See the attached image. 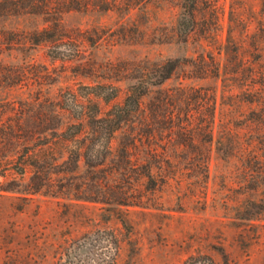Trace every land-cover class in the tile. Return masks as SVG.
Returning a JSON list of instances; mask_svg holds the SVG:
<instances>
[{
	"label": "rangeland",
	"instance_id": "rangeland-1",
	"mask_svg": "<svg viewBox=\"0 0 264 264\" xmlns=\"http://www.w3.org/2000/svg\"><path fill=\"white\" fill-rule=\"evenodd\" d=\"M230 1L217 0L222 25L217 42L201 39L221 63L218 44L225 41ZM245 2L239 15L247 20L254 11L259 17V0ZM177 13L175 0H0V136L7 138L6 151H0V264H264V212L245 219L255 208L241 207L250 196L247 187L259 180L257 167L239 156L228 161L204 134L170 132L163 121L153 146L166 148L171 162L154 169L155 188L136 182L129 170L114 173L105 191L108 197L136 188L124 198L140 194V205L79 199L92 194L91 183L116 166L119 132L103 169L89 168L81 159L73 172L70 163L61 167L65 173L48 174L49 187L32 194L23 190L32 163L59 164L75 147H65L63 139L76 131L68 126L79 121L83 106L92 114L98 105L104 114L123 99L128 81L118 70L146 57H197L199 36L184 44L173 32ZM259 48L248 49L243 60L264 71V42ZM177 82L172 78L165 85ZM217 86L220 102V80ZM248 107L229 114H248ZM86 128L74 138L83 140ZM89 146L92 153L100 149ZM205 147L210 157L203 166L192 156ZM84 184L91 191L84 192Z\"/></svg>",
	"mask_w": 264,
	"mask_h": 264
},
{
	"label": "trees",
	"instance_id": "trees-1",
	"mask_svg": "<svg viewBox=\"0 0 264 264\" xmlns=\"http://www.w3.org/2000/svg\"><path fill=\"white\" fill-rule=\"evenodd\" d=\"M245 1H230V18L225 41L218 44L224 54L221 63L209 50L203 48L201 41L212 38L217 42L218 33L222 28L217 0H175L178 13L173 32L178 34L184 44H187L191 37L199 36L197 44L202 50L197 57L184 56L182 60L146 57L133 62L130 69L118 70L120 77L128 81L123 99L115 101L104 114H101L98 105H95L92 114L83 106V115L79 121L68 126L69 130L76 127V131H71V135L63 139L65 147H75L68 150V155L59 164L53 162L44 165L41 160L32 163L33 172L25 185L27 188L23 190L32 194L41 191L44 186L49 187L52 179L48 174L65 173L60 169L70 163L72 170L69 172H73L79 169L81 159L83 165L89 168L103 169L107 155L113 152L111 139L119 132L120 139L114 149L117 156L116 166L91 183L94 187L92 194H85L79 199L114 206L140 205V194L132 196V200L126 201L124 198L129 199V194L136 191L133 190L136 188H131L130 193L127 191V195V192L119 187L120 193L108 195L109 198L105 191L112 187L110 180L115 179L114 173L124 175L125 171L129 170L131 175L138 176L136 182L140 180L142 184L146 182L149 185L148 189L155 188L157 172L154 173V169H161L163 163L171 162L166 148L158 151L153 146L156 132H162L158 124L163 121L164 129L170 132L178 130L182 133L193 131L197 135L204 134L206 142H215L216 152L223 153L224 159L228 161L239 156L256 166L259 180L247 187L250 196L244 198L241 207L244 210L255 208L245 219L261 215L264 212V71H260L247 59L244 61L243 53L248 49L260 51V43L262 45L264 42V0H259L260 16H256L253 11V15L247 20L239 15L244 10ZM233 15L239 17L231 18ZM252 21L256 23L253 30ZM172 78L180 82L172 87L166 86L165 83ZM189 79L208 80L209 83H182V80ZM219 80L220 102L217 101ZM236 89L237 93L234 92ZM117 95L115 92L111 100H115ZM103 101L108 103L110 100ZM244 104H249L248 114H229L231 109H237L236 107L238 111H243ZM51 117L52 114L49 115V118ZM82 126H87L88 131L80 141V138L74 137L81 133ZM30 137L23 135L22 139ZM90 143L100 148L97 153H92L94 150H91L93 148L89 146ZM6 145V135L0 136V151H4ZM143 145L145 151H142ZM142 152L145 154H141ZM209 157L210 148L205 147L194 154L192 160L195 158L201 165L206 166ZM54 159L56 161V158ZM113 162L114 158L111 159V163ZM57 168L59 170H56ZM158 172V175H161V171ZM82 189L84 192L90 190L88 184H84ZM117 215L119 221L125 225V217L119 213ZM219 251L225 260V252L222 248Z\"/></svg>",
	"mask_w": 264,
	"mask_h": 264
}]
</instances>
